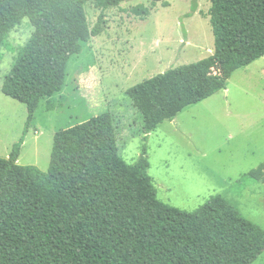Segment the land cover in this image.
I'll return each instance as SVG.
<instances>
[{
  "label": "trees",
  "instance_id": "obj_1",
  "mask_svg": "<svg viewBox=\"0 0 264 264\" xmlns=\"http://www.w3.org/2000/svg\"><path fill=\"white\" fill-rule=\"evenodd\" d=\"M130 1L0 0V48L25 19L34 28L2 87L26 105L28 120L0 158V264H253L264 253V228L222 196L191 213L160 201L146 150L132 165L120 157L112 113L57 132L47 173L18 163L42 100L57 107L69 60L105 30L103 14L91 27L86 6ZM209 17L213 56L127 91L146 137L264 56V0H212Z\"/></svg>",
  "mask_w": 264,
  "mask_h": 264
},
{
  "label": "rangeland",
  "instance_id": "obj_2",
  "mask_svg": "<svg viewBox=\"0 0 264 264\" xmlns=\"http://www.w3.org/2000/svg\"><path fill=\"white\" fill-rule=\"evenodd\" d=\"M165 2L86 6L91 27L103 14L105 30L69 60L63 90L53 97L57 107L49 110L42 100L18 163L47 173L57 132L112 113L120 157L132 165L146 150L160 201L191 213L222 196L264 228V56L234 72L227 90L187 107L148 137L143 133V116L127 91L215 53L212 0ZM33 32L25 19L0 48V158L10 156L26 128V105L2 87ZM253 264H264V253Z\"/></svg>",
  "mask_w": 264,
  "mask_h": 264
},
{
  "label": "crops",
  "instance_id": "obj_3",
  "mask_svg": "<svg viewBox=\"0 0 264 264\" xmlns=\"http://www.w3.org/2000/svg\"><path fill=\"white\" fill-rule=\"evenodd\" d=\"M9 157V156H8Z\"/></svg>",
  "mask_w": 264,
  "mask_h": 264
}]
</instances>
